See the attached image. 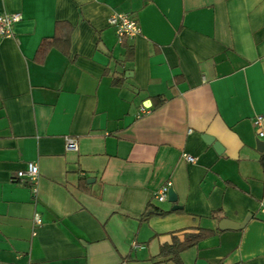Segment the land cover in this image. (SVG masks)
I'll return each instance as SVG.
<instances>
[{
	"label": "crops",
	"instance_id": "crops-1",
	"mask_svg": "<svg viewBox=\"0 0 264 264\" xmlns=\"http://www.w3.org/2000/svg\"><path fill=\"white\" fill-rule=\"evenodd\" d=\"M12 12L0 264H264V0H0ZM112 12L139 32L119 40ZM28 161L37 178L18 180ZM167 181L175 202L154 198ZM200 228L213 232L159 255Z\"/></svg>",
	"mask_w": 264,
	"mask_h": 264
},
{
	"label": "built area",
	"instance_id": "built-area-1",
	"mask_svg": "<svg viewBox=\"0 0 264 264\" xmlns=\"http://www.w3.org/2000/svg\"><path fill=\"white\" fill-rule=\"evenodd\" d=\"M20 14L18 12H12V13H1L0 14V41L4 37H10L12 36V25L14 22L20 19ZM108 24L115 27L116 34L118 36V39L121 40V38L127 36L131 37L139 32V26L136 21V18L131 16L128 13L124 12H112L109 14L107 18ZM256 134L259 139L264 138V118L261 114H256L252 119ZM65 148L66 150H76L77 145L74 138L71 136H67L65 138ZM182 156L187 160L188 162H194L195 157L183 152ZM15 176L18 180H30L35 181V179L38 176V166L35 162L28 161L26 162V165L22 169H18L15 172ZM170 182L167 181L165 184H163L158 190L154 193V198L158 201H165L167 200V192L170 187ZM33 222L35 225H38L41 223V219L39 214H35L33 217Z\"/></svg>",
	"mask_w": 264,
	"mask_h": 264
},
{
	"label": "trees",
	"instance_id": "trees-1",
	"mask_svg": "<svg viewBox=\"0 0 264 264\" xmlns=\"http://www.w3.org/2000/svg\"><path fill=\"white\" fill-rule=\"evenodd\" d=\"M54 39L55 37L43 38L37 48V55L42 57L45 50L55 42ZM261 158L264 171V152L262 153ZM213 213H215V211ZM211 232H213V230L200 228L197 232L185 233L182 240L174 236L170 244L161 245L159 255L170 254L173 258L177 259V255L180 251L194 245L200 238L210 234Z\"/></svg>",
	"mask_w": 264,
	"mask_h": 264
},
{
	"label": "water",
	"instance_id": "water-1",
	"mask_svg": "<svg viewBox=\"0 0 264 264\" xmlns=\"http://www.w3.org/2000/svg\"><path fill=\"white\" fill-rule=\"evenodd\" d=\"M209 141L213 142L216 149H220L218 144H216V142L212 138H209ZM256 147L258 150L262 151L264 149V140L259 139L256 143ZM170 194H171V188L169 187L168 192H167V200L169 202H175L176 198ZM177 207L179 206L172 205L171 209H176ZM249 217H250V214H246V216L239 222H232L229 220H224L223 222L220 223V227L221 228H235V229L240 228L245 225Z\"/></svg>",
	"mask_w": 264,
	"mask_h": 264
}]
</instances>
